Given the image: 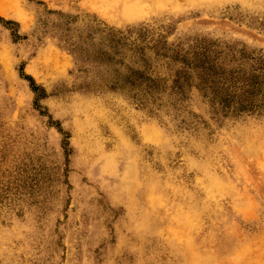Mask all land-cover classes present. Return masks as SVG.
I'll use <instances>...</instances> for the list:
<instances>
[{
	"label": "rangeland",
	"instance_id": "374dc122",
	"mask_svg": "<svg viewBox=\"0 0 264 264\" xmlns=\"http://www.w3.org/2000/svg\"><path fill=\"white\" fill-rule=\"evenodd\" d=\"M124 1L0 0V264H264V0Z\"/></svg>",
	"mask_w": 264,
	"mask_h": 264
},
{
	"label": "bare ground",
	"instance_id": "6f19581e",
	"mask_svg": "<svg viewBox=\"0 0 264 264\" xmlns=\"http://www.w3.org/2000/svg\"><path fill=\"white\" fill-rule=\"evenodd\" d=\"M137 3L138 1L137 0H131V1H124L122 3V5L120 6V12L123 14H125L126 16L129 15V16H132L134 14V12L136 11V6H137ZM2 8L0 7V13H4L2 12ZM192 261L195 263V264H202L204 262V260H195L192 258Z\"/></svg>",
	"mask_w": 264,
	"mask_h": 264
}]
</instances>
